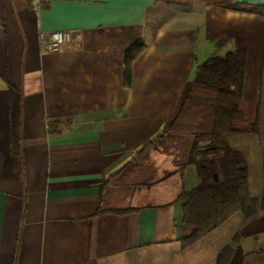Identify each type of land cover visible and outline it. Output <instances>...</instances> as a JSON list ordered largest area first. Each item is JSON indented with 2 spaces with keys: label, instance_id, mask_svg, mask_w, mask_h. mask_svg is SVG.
I'll return each mask as SVG.
<instances>
[{
  "label": "crops",
  "instance_id": "0c3cea01",
  "mask_svg": "<svg viewBox=\"0 0 264 264\" xmlns=\"http://www.w3.org/2000/svg\"><path fill=\"white\" fill-rule=\"evenodd\" d=\"M44 1L0 0V264H216L236 232L229 264L264 247L261 210L184 247L176 197L195 166L161 147L134 159L207 54L244 49L242 98L260 103L264 0ZM57 29L72 40L42 50L39 32ZM248 182L261 198L264 181Z\"/></svg>",
  "mask_w": 264,
  "mask_h": 264
},
{
  "label": "trees",
  "instance_id": "16d2710c",
  "mask_svg": "<svg viewBox=\"0 0 264 264\" xmlns=\"http://www.w3.org/2000/svg\"><path fill=\"white\" fill-rule=\"evenodd\" d=\"M189 1L164 0L167 4ZM142 47L137 44L127 54V83L130 62ZM245 58V50L237 48L198 63L162 131L134 155V159L144 157L150 149L161 147L166 152H176L184 162L195 166L197 184L176 197L187 230L181 238L184 247L196 243L236 213L250 219L258 211H264V195L256 198L250 193L246 156L228 144L229 136L257 133L259 128V100L242 98ZM172 135L179 136L180 142L168 146L166 139ZM240 237L236 232L220 249L216 264H229ZM238 264H264V247L245 251Z\"/></svg>",
  "mask_w": 264,
  "mask_h": 264
},
{
  "label": "rangeland",
  "instance_id": "374dc122",
  "mask_svg": "<svg viewBox=\"0 0 264 264\" xmlns=\"http://www.w3.org/2000/svg\"><path fill=\"white\" fill-rule=\"evenodd\" d=\"M164 1V0H163ZM166 3V2H165ZM176 5V4H175ZM216 52L207 54L205 57L214 55ZM259 126L260 130L257 133H247L234 135L233 139L230 140L231 145L242 149L245 153L249 173L251 180V187L253 194H257L255 188L257 182L264 181V89H262L260 99V111H259ZM244 222L243 217L239 213L233 215L222 227L221 234L227 236L228 234L235 233L240 229Z\"/></svg>",
  "mask_w": 264,
  "mask_h": 264
},
{
  "label": "built area",
  "instance_id": "2783aa9c",
  "mask_svg": "<svg viewBox=\"0 0 264 264\" xmlns=\"http://www.w3.org/2000/svg\"><path fill=\"white\" fill-rule=\"evenodd\" d=\"M45 4L44 0H29L30 8L38 12ZM72 40V33L68 30H51L49 32H39L38 44L44 51H58L61 47Z\"/></svg>",
  "mask_w": 264,
  "mask_h": 264
},
{
  "label": "snow or ice",
  "instance_id": "6c2138e0",
  "mask_svg": "<svg viewBox=\"0 0 264 264\" xmlns=\"http://www.w3.org/2000/svg\"><path fill=\"white\" fill-rule=\"evenodd\" d=\"M110 3H118L121 2V0H109Z\"/></svg>",
  "mask_w": 264,
  "mask_h": 264
}]
</instances>
